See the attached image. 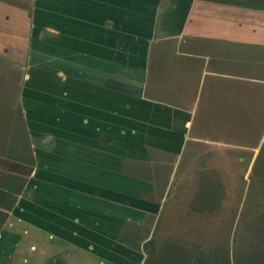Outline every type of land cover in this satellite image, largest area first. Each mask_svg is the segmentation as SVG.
Listing matches in <instances>:
<instances>
[{
	"label": "crops",
	"instance_id": "1",
	"mask_svg": "<svg viewBox=\"0 0 264 264\" xmlns=\"http://www.w3.org/2000/svg\"><path fill=\"white\" fill-rule=\"evenodd\" d=\"M187 151L213 171L264 151V0H0V264L135 261L114 236L146 226L165 238L146 240L150 264H185L219 211L167 197L204 186L176 178Z\"/></svg>",
	"mask_w": 264,
	"mask_h": 264
},
{
	"label": "rangeland",
	"instance_id": "2",
	"mask_svg": "<svg viewBox=\"0 0 264 264\" xmlns=\"http://www.w3.org/2000/svg\"><path fill=\"white\" fill-rule=\"evenodd\" d=\"M49 46V45H48ZM35 63V62H34ZM31 78L33 76L32 72L28 73ZM13 99L16 101L21 100V95L18 96L17 92L12 93ZM15 101V102H16ZM16 110L7 111V115H13L17 120L25 116L23 112V106H18ZM30 123L32 118H29ZM24 118H21L23 121ZM44 127L39 129L40 132H44ZM63 151H66V147L60 146ZM208 153L209 156L199 155L197 159L188 157L189 151L184 152L183 163L189 162V164L194 163L191 168L188 170L186 168L180 169L177 172V179L199 180L203 181L204 186H199L194 189L191 185L186 182L177 183V180H174L171 188L167 194V197L170 199V196L173 195V192L177 198H179L181 192L184 193V196H191L197 193L195 196H205L203 199H213L217 202L218 212H205L200 221V226L202 227V235L199 240V243L194 246L187 245L189 247L182 250L185 264H193L195 261L193 257L188 256V252L195 253L197 251L203 252L205 256V264H253L251 257L253 255H263L264 254V151H251L250 154L246 153V157L242 154L233 157V161L230 160L229 166H231V171H225V168L216 169L211 167V151H203ZM238 153V151H237ZM231 155V152H220L219 157L221 161H225ZM251 156V157H250ZM246 158V159H245ZM251 158V160H249ZM227 161V160H226ZM250 162V163H249ZM212 168V169H211ZM224 169V170H223ZM162 176V174H158ZM186 179V180H187ZM109 184V181H107ZM182 186H187L182 188ZM120 196H127L122 194L120 190ZM134 195L142 197L139 190L133 189ZM171 192V193H170ZM140 194V195H139ZM194 196V197H195ZM193 199V198H192ZM202 199V200H203ZM208 200V201H209ZM183 207H186V203H182ZM123 208L122 213L125 215V219L129 216L125 205H121ZM202 206L194 205V208ZM206 205L204 204L203 207ZM117 225L120 226V222H117ZM122 227V226H121ZM152 229V228H151ZM149 227H142L138 230L137 236H130L132 242L119 241V236H114L116 242L118 241L121 245L126 244V249L130 250L132 248V255L136 256L137 260L128 262L126 259H121L122 264H150L151 260L145 259V247L144 244L147 240L158 241L161 246V242L165 239L160 236L150 237ZM199 230V229H198ZM200 231V230H199ZM123 234L124 230L119 231ZM120 234V235H122ZM156 234V233H155ZM119 235V234H118ZM125 237L122 235V238ZM177 239H186L188 237H176ZM125 245V246H126ZM124 246V245H123ZM179 247V246H178ZM137 253V254H136ZM247 255V256H246ZM249 258V259H248ZM69 259V258H68ZM93 264H96L94 261H91ZM154 262V260H153ZM119 263H121L119 261ZM156 264V260L154 262Z\"/></svg>",
	"mask_w": 264,
	"mask_h": 264
},
{
	"label": "trees",
	"instance_id": "3",
	"mask_svg": "<svg viewBox=\"0 0 264 264\" xmlns=\"http://www.w3.org/2000/svg\"><path fill=\"white\" fill-rule=\"evenodd\" d=\"M121 198H122V196H121ZM123 198H126V197L123 196ZM89 234L94 236L95 238H97L99 240V242H102V243L106 244V246H108V247L115 245L113 243V241H110L109 239H106V238H104L102 236L94 234L91 231H88V235ZM250 257L252 259L251 261H253V264H264V254L263 255H257V256L256 255L249 256V258ZM194 260L195 261L193 262V264H205V256H204L203 252H201V251L196 252V256H195Z\"/></svg>",
	"mask_w": 264,
	"mask_h": 264
},
{
	"label": "flooded vegetation",
	"instance_id": "4",
	"mask_svg": "<svg viewBox=\"0 0 264 264\" xmlns=\"http://www.w3.org/2000/svg\"><path fill=\"white\" fill-rule=\"evenodd\" d=\"M41 46L44 47V49L42 50V52L45 53V54H48V52H50V50H51L52 47H54L55 49H57V46L58 45H56L54 43H50V42H47V43L42 42ZM31 48L33 50L36 49V48L38 50H41V47L35 45V41L32 43ZM38 68H40V67H38ZM58 69L62 70L64 73H66L67 76H69V73H71V71H69V69L65 65H58L57 67L52 68L50 70L56 71V73L59 74V72L57 71ZM56 77H57V80L58 81H62V79L64 78V76H56Z\"/></svg>",
	"mask_w": 264,
	"mask_h": 264
}]
</instances>
